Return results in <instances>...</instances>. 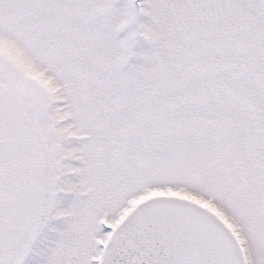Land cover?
Listing matches in <instances>:
<instances>
[{"label":"snow or ice","instance_id":"snow-or-ice-1","mask_svg":"<svg viewBox=\"0 0 264 264\" xmlns=\"http://www.w3.org/2000/svg\"><path fill=\"white\" fill-rule=\"evenodd\" d=\"M50 221L43 264H264V0H0V264Z\"/></svg>","mask_w":264,"mask_h":264},{"label":"rangeland","instance_id":"rangeland-1","mask_svg":"<svg viewBox=\"0 0 264 264\" xmlns=\"http://www.w3.org/2000/svg\"><path fill=\"white\" fill-rule=\"evenodd\" d=\"M124 0H121L123 3ZM140 46L145 51H150V48L147 44L143 41L140 42ZM130 63H136L133 59ZM127 71V68L124 69ZM59 200L61 202L62 207H67L70 204L74 203V198L71 195L67 194H59ZM65 227L62 221H50L49 225H47L40 237H38L37 242L34 243L33 247L28 252L27 256L25 257L23 264H43V257L46 253L48 242L58 241L60 239L59 234L57 231H53V228L61 229Z\"/></svg>","mask_w":264,"mask_h":264}]
</instances>
